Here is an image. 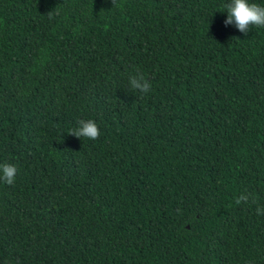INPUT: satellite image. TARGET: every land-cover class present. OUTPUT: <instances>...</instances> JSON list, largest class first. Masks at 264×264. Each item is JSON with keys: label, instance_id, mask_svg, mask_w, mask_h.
<instances>
[{"label": "trees", "instance_id": "16d2710c", "mask_svg": "<svg viewBox=\"0 0 264 264\" xmlns=\"http://www.w3.org/2000/svg\"><path fill=\"white\" fill-rule=\"evenodd\" d=\"M228 2L0 0V264H264V27Z\"/></svg>", "mask_w": 264, "mask_h": 264}, {"label": "clouds", "instance_id": "9594fccd", "mask_svg": "<svg viewBox=\"0 0 264 264\" xmlns=\"http://www.w3.org/2000/svg\"><path fill=\"white\" fill-rule=\"evenodd\" d=\"M113 5L117 4V0H112ZM227 12V19L224 21L226 25L235 24L236 28L247 35L250 26L264 27V6L256 3H250L249 0H229L224 5ZM128 86L130 90H135L140 93L147 94L151 90V84L145 79L143 74L138 73L129 78ZM71 135L77 138H86L96 140L99 135V128L93 120H79L78 127L71 130ZM17 168L13 164H0V180H3L7 185H12L15 182ZM250 199V194H241L236 203H247ZM251 202L256 203L255 197H251ZM257 214L264 215V209L257 207Z\"/></svg>", "mask_w": 264, "mask_h": 264}]
</instances>
